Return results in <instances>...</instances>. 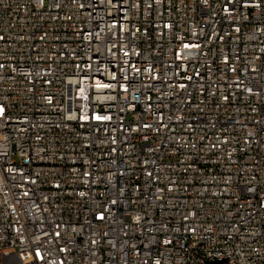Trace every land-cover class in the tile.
<instances>
[{
    "label": "built area",
    "instance_id": "obj_1",
    "mask_svg": "<svg viewBox=\"0 0 264 264\" xmlns=\"http://www.w3.org/2000/svg\"><path fill=\"white\" fill-rule=\"evenodd\" d=\"M0 106V264H264V0H0Z\"/></svg>",
    "mask_w": 264,
    "mask_h": 264
},
{
    "label": "snow or ice",
    "instance_id": "obj_2",
    "mask_svg": "<svg viewBox=\"0 0 264 264\" xmlns=\"http://www.w3.org/2000/svg\"><path fill=\"white\" fill-rule=\"evenodd\" d=\"M105 87H107V86H105ZM3 113H4V109H3V107L2 106H0V115H3ZM98 119L100 118V117H97ZM102 215V214H101Z\"/></svg>",
    "mask_w": 264,
    "mask_h": 264
}]
</instances>
